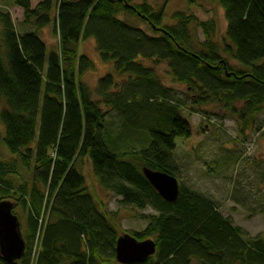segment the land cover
Masks as SVG:
<instances>
[{"label": "trees", "instance_id": "obj_1", "mask_svg": "<svg viewBox=\"0 0 264 264\" xmlns=\"http://www.w3.org/2000/svg\"><path fill=\"white\" fill-rule=\"evenodd\" d=\"M140 1L15 0L22 33L0 8V202L20 209L22 216L13 214L26 243L15 264H118L117 241L128 233L91 195L82 172L88 164L122 206L155 213L143 216L144 233L131 235L156 243V255L143 264H264L263 237L235 226L214 202L180 183L178 202H165L142 173L147 168L180 181L174 153L176 139L191 137L182 118L186 101L193 112L222 106L241 134L257 127L264 114V0H205L224 11L222 45L214 41L216 21H196L192 31L191 19L178 13L174 25L163 26L164 11ZM122 14L147 24L153 35ZM49 28L58 44L51 51L41 35ZM89 41L95 60L81 52ZM96 59L115 72L91 89L83 76ZM147 62L166 64L191 98L176 100ZM115 74L127 79L118 85ZM103 106L124 121L115 133L123 139L112 150L105 141L113 133L111 115ZM2 148L13 159L1 156ZM18 169L30 174L29 182ZM0 264L8 263L0 256Z\"/></svg>", "mask_w": 264, "mask_h": 264}, {"label": "rangeland", "instance_id": "obj_2", "mask_svg": "<svg viewBox=\"0 0 264 264\" xmlns=\"http://www.w3.org/2000/svg\"><path fill=\"white\" fill-rule=\"evenodd\" d=\"M36 1L38 3L43 0H32V4L36 5ZM134 3L139 5L141 1L134 0ZM147 3L157 13L164 11L163 26L174 25L173 16L182 13L191 19L192 31L195 30L196 21L199 23L216 21L218 31L214 41L222 45L226 39L225 14L215 3L205 0H197L193 5L188 0L168 2L167 0H147ZM0 8L2 12L11 14L20 33L25 31L22 27V14L15 11V0H0ZM120 18L131 21L147 34L153 35L151 28L138 19L126 14H122ZM44 32H41L42 38L51 51L53 45L58 44L52 37L51 28ZM196 33L200 41L205 42L202 30ZM92 44H94L92 41L83 44L81 52L95 60L96 51ZM224 57L234 68H238L228 55ZM146 66L159 75L163 85L172 91V96L176 100L184 104L186 99L191 98L185 85L174 82L166 64L154 66L151 62H147ZM114 72L112 64L97 62L95 69L83 76V82L91 89H95L101 79ZM114 76L118 85L127 79L116 74ZM93 98L98 100L96 95ZM186 103L188 107H182V118L191 127V137L176 139L177 149L174 153V159L180 166V185L214 202L223 217L231 219L235 226L242 228L252 237L264 238V114L259 118L257 127L253 131L248 130L245 134H241L237 122L222 106L199 107L196 108V112H193L195 108L192 109L187 101ZM3 107L4 105H0V111ZM103 108L105 111H110L109 114L111 113L108 107L103 106ZM204 112H210V114L206 115ZM110 115L108 117L110 124L107 123V125L109 131L114 134L107 133L105 141L108 148L112 150L111 146L117 144L118 138L123 139V135L119 137L115 133H118L120 123L124 121L120 120L116 114ZM260 125H263V129L258 131ZM0 129L2 130L1 124ZM137 149L140 147L137 146ZM1 156L4 159H13L4 148L1 149ZM123 159L129 160L128 157ZM224 159L228 162H224ZM216 163L219 164L218 167L214 165ZM18 171L23 177L21 180L29 182L30 174H25L24 170L18 169ZM82 172L91 195L101 204L100 206L103 205L101 209L116 214L114 220L121 231L130 235L144 233L148 227V221H145L143 216L155 215L152 210L140 211L133 207L122 206L119 198L106 192L99 185L89 164L82 169ZM15 210L19 216H22L20 209L15 208ZM137 239L143 242L141 238Z\"/></svg>", "mask_w": 264, "mask_h": 264}, {"label": "water", "instance_id": "obj_3", "mask_svg": "<svg viewBox=\"0 0 264 264\" xmlns=\"http://www.w3.org/2000/svg\"><path fill=\"white\" fill-rule=\"evenodd\" d=\"M142 173L165 202H178L180 185L176 178L147 168ZM15 208L16 205L12 202H0V256L8 264L21 261L26 253L21 223L13 214ZM156 252L154 241L140 242L129 234H123L117 241L116 261L118 264H143L154 257Z\"/></svg>", "mask_w": 264, "mask_h": 264}, {"label": "crops", "instance_id": "obj_4", "mask_svg": "<svg viewBox=\"0 0 264 264\" xmlns=\"http://www.w3.org/2000/svg\"><path fill=\"white\" fill-rule=\"evenodd\" d=\"M46 30V29H45ZM45 30H43V32L45 31ZM45 33V32H44ZM55 41V40H54ZM93 46H94V44H92ZM96 57V56H95Z\"/></svg>", "mask_w": 264, "mask_h": 264}]
</instances>
